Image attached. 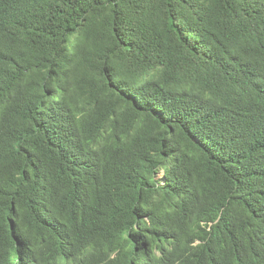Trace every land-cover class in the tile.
<instances>
[{"label": "trees", "instance_id": "16d2710c", "mask_svg": "<svg viewBox=\"0 0 264 264\" xmlns=\"http://www.w3.org/2000/svg\"><path fill=\"white\" fill-rule=\"evenodd\" d=\"M0 264H264V0H0Z\"/></svg>", "mask_w": 264, "mask_h": 264}, {"label": "rangeland", "instance_id": "374dc122", "mask_svg": "<svg viewBox=\"0 0 264 264\" xmlns=\"http://www.w3.org/2000/svg\"><path fill=\"white\" fill-rule=\"evenodd\" d=\"M163 178V172H161L159 175H158V179H162Z\"/></svg>", "mask_w": 264, "mask_h": 264}]
</instances>
